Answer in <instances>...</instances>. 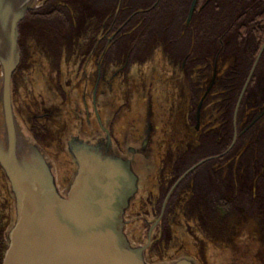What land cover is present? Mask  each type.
Wrapping results in <instances>:
<instances>
[{"label": "flooded vegetation", "instance_id": "flooded-vegetation-1", "mask_svg": "<svg viewBox=\"0 0 264 264\" xmlns=\"http://www.w3.org/2000/svg\"><path fill=\"white\" fill-rule=\"evenodd\" d=\"M158 1L38 0L33 11L46 6V17L37 23L47 30L38 35V26L31 24L28 57L53 62L42 76L34 72L33 62L22 69L18 66L17 77L13 75V101L20 120L53 159L61 186L69 183L64 179L71 172L73 175L77 167L70 150L73 139L97 142L110 136L117 153L137 161L141 158L144 162L146 156L154 154V162H158L162 141L157 142V139L170 136L179 126L186 128L190 123L188 109L192 92L202 90L186 69L195 36L191 23L199 0L190 19L193 0ZM177 5L183 13L179 34L189 44L185 52L177 50L179 37L175 23L170 28V24L164 23L166 12ZM224 34L225 25L217 31H209L205 23L202 41L208 43L210 36H219L222 40ZM161 36L171 43L177 58L170 56L168 50L164 51L162 41L158 40ZM163 67L166 69L162 70ZM204 93L199 96L194 111L197 130L205 99L200 118L198 106ZM149 101L155 128L151 145H145L150 137L147 130ZM170 115L173 125L169 123L166 127L165 117ZM151 146L152 152L147 150ZM185 163L169 187L170 168L145 166L142 185L133 201L135 205L126 215V229L131 236H141L145 243L150 239V245L157 241L156 231L165 227L179 186L187 180L199 181L194 176L195 168L173 188L190 167L184 169ZM157 169L162 170L159 181L154 180L153 175ZM160 203L161 212L156 218ZM187 253L203 264L196 255ZM206 264L225 263L217 259Z\"/></svg>", "mask_w": 264, "mask_h": 264}, {"label": "trees", "instance_id": "trees-1", "mask_svg": "<svg viewBox=\"0 0 264 264\" xmlns=\"http://www.w3.org/2000/svg\"><path fill=\"white\" fill-rule=\"evenodd\" d=\"M46 10L45 5L31 10L20 24L23 53L19 66L22 69L33 62V70L40 76L53 61L39 57L31 60L27 49L31 24L38 26V35L47 30L37 23L44 20ZM205 23L209 31L225 25L222 40L219 36H210L209 42L204 43ZM191 24L195 36L186 69L202 90L192 92L188 109L190 123L186 128L179 126L170 136L157 139L162 141L160 161L153 164L146 156V162L141 158L140 163L136 160V167L143 176L146 165L170 168L169 187L177 179L188 153H200L210 143L217 146L219 153L231 144L236 128L238 137L226 154L206 162L208 171L204 180H187L179 186L171 201L167 223L162 231H156L158 239L147 249V258L151 262L168 261L189 251L203 264L217 259L225 264H264V51L235 115L239 96L264 43V0H209L207 3L199 0ZM158 40L162 41L164 51L177 58L165 36ZM215 69V83L205 98L197 130L196 104L211 83ZM165 118L166 127L169 123L173 125L171 115ZM159 174L162 170L157 169L154 180L159 181ZM71 177L72 172L65 182ZM59 179L58 176L60 182ZM133 201L129 209L135 205ZM13 216V196L0 166V264L8 245L5 231ZM131 237L138 243L143 242L141 236Z\"/></svg>", "mask_w": 264, "mask_h": 264}, {"label": "water", "instance_id": "water-1", "mask_svg": "<svg viewBox=\"0 0 264 264\" xmlns=\"http://www.w3.org/2000/svg\"><path fill=\"white\" fill-rule=\"evenodd\" d=\"M197 1H192L189 19ZM37 6L38 0H0V166L14 200L2 264H200L189 253L151 262L150 239L147 243L132 239L126 215L143 175L133 157L116 152L110 136L97 142L73 139L70 150L77 167L69 183L60 185L53 159L20 120L13 101V75L22 59L20 24ZM263 51L264 43L239 96L236 116ZM215 76L216 70L199 102L198 118ZM154 128L149 101L150 137L145 145H151ZM237 137L236 128L228 148L192 164L173 188L198 166L226 154ZM148 157L155 164L154 154Z\"/></svg>", "mask_w": 264, "mask_h": 264}, {"label": "rangeland", "instance_id": "rangeland-1", "mask_svg": "<svg viewBox=\"0 0 264 264\" xmlns=\"http://www.w3.org/2000/svg\"><path fill=\"white\" fill-rule=\"evenodd\" d=\"M154 1H156V0H154ZM157 2H160V1L157 0ZM182 17H183V13L181 11V7L177 5L175 8H171V11L166 12V15L164 16V23L167 26L170 24L169 28L172 24L175 23V28L177 31V37H179V38H177V41L179 44L177 50L185 52L187 50L189 44H188V40L186 38H182L179 34ZM217 151H218L217 146L214 143H210V144L206 145L205 149L203 151H201L199 154H197V155L192 154V153L188 154V156L185 160L186 163L184 165V169L187 168L188 166H191L192 164H194L195 162L199 161L202 158L216 154ZM207 171H208V169H207L206 165L205 164L201 165L200 167L196 168L194 176L196 179L204 180L206 178ZM184 179H186V178H184ZM161 203H160V205L157 206V214L155 216L156 218L159 217V215H160Z\"/></svg>", "mask_w": 264, "mask_h": 264}]
</instances>
